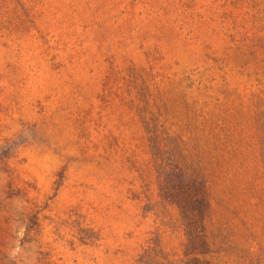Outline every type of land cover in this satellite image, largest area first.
I'll return each instance as SVG.
<instances>
[{
    "label": "rangeland",
    "instance_id": "1",
    "mask_svg": "<svg viewBox=\"0 0 264 264\" xmlns=\"http://www.w3.org/2000/svg\"><path fill=\"white\" fill-rule=\"evenodd\" d=\"M0 264H264V0H0Z\"/></svg>",
    "mask_w": 264,
    "mask_h": 264
}]
</instances>
